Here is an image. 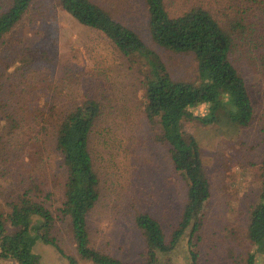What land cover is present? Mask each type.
<instances>
[{"label":"rangeland","instance_id":"374dc122","mask_svg":"<svg viewBox=\"0 0 264 264\" xmlns=\"http://www.w3.org/2000/svg\"><path fill=\"white\" fill-rule=\"evenodd\" d=\"M90 1L133 31L160 58L172 79L198 84L192 54L170 52L152 42L144 0ZM8 2L0 0V11ZM241 4V0H165L171 16L201 6L220 24L230 18L237 20ZM249 12L257 32L259 13L254 9ZM236 65L248 87L254 120L234 134L221 124H184L201 149L210 198L205 205L200 241L194 249L196 262L191 260L187 235L169 255L161 257L160 264H246L247 253L253 249L245 239L244 228L247 210L259 187L264 70L260 61L255 64L237 58ZM130 67L100 34L66 15L57 0H34L0 46V84L7 81L0 98V136L10 129L4 121L9 113L20 129L9 144L21 145L25 156L21 161L43 182L42 190L49 193L48 209L57 218L64 175L53 153L54 120L62 111L87 99L98 102L101 117L90 145L99 178V201L88 216L91 245L123 262L142 264L139 254L144 246L133 216L149 213L167 235L184 201L185 185L174 172L166 147L155 143L157 129L142 120V90ZM5 105H10L7 112ZM206 108L194 109L193 114L203 116ZM40 119L47 125L42 133L38 132ZM9 167L8 171L14 173L16 168ZM19 170L25 171L23 166ZM16 183L10 177L0 179V209L4 213L10 212L6 202L11 185ZM54 235L64 258L54 248L37 242L38 264H90L78 257L68 220L56 219ZM0 264L14 262L0 260ZM254 264H264V255H256Z\"/></svg>","mask_w":264,"mask_h":264},{"label":"trees","instance_id":"16d2710c","mask_svg":"<svg viewBox=\"0 0 264 264\" xmlns=\"http://www.w3.org/2000/svg\"><path fill=\"white\" fill-rule=\"evenodd\" d=\"M33 1L9 0L4 10L0 11V46L5 36L28 13ZM144 1L149 14L147 28L152 42L170 52L192 54L198 84L172 79L160 58L133 31L92 1L57 0V3L77 24L100 34L135 71L133 74L139 79L142 90V120L153 130L157 129L154 141L166 147L172 168L185 185L184 201L167 235L149 213H136L133 216V225L144 246L139 254L144 260L142 264H160L161 257L169 255L187 235L189 254L195 263L197 255L194 249L200 241L205 205L210 198V184L198 142L184 128V124H221L229 127L227 131L234 134L253 122L255 111L236 61L237 58L253 60L255 64L260 61L264 70V0H241L237 20L230 18L224 24H220L210 11L201 6L171 16L165 0ZM253 9L259 13L257 32L252 21L254 17L248 15ZM237 50L241 53H237ZM6 82L0 84V98L5 94H1V91ZM7 89L14 94L10 88ZM5 103L9 104V101L5 100ZM5 107V111H9L10 105ZM200 107H207V113L195 116L193 110ZM100 108L94 99H87L62 111L54 120L53 153L64 175L57 218L48 209L49 193L42 190L43 182L36 174L32 175L30 166L21 161V158H25L21 145L15 142L9 144L20 129H17L14 116L5 114L4 121L10 129L0 136V140L6 138L0 141V179L10 177L17 183L11 185L12 193L6 202L10 212L4 213L0 209V260L14 264H38L35 254L37 242L63 254L54 235L58 219L69 221L81 260L90 264H132L102 253L91 245L88 216L99 201V178L90 145L96 123L101 117ZM40 120L38 132L42 133L47 130V125ZM259 135V187L247 210L244 228L245 239L253 248L247 253L246 264H254L256 255H264V109ZM8 166L15 167V172L8 171ZM21 166L24 172L19 170ZM66 260L74 262L71 258Z\"/></svg>","mask_w":264,"mask_h":264},{"label":"clouds","instance_id":"9594fccd","mask_svg":"<svg viewBox=\"0 0 264 264\" xmlns=\"http://www.w3.org/2000/svg\"><path fill=\"white\" fill-rule=\"evenodd\" d=\"M201 111H203V107H201V109H200Z\"/></svg>","mask_w":264,"mask_h":264}]
</instances>
